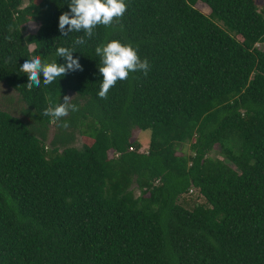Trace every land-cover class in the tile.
<instances>
[{
  "label": "trees",
  "instance_id": "trees-1",
  "mask_svg": "<svg viewBox=\"0 0 264 264\" xmlns=\"http://www.w3.org/2000/svg\"><path fill=\"white\" fill-rule=\"evenodd\" d=\"M258 1L125 0L75 46L82 71L29 90L24 61L65 63L57 48L84 33L59 30L70 0H0V84L25 103L22 116L0 108V264H264ZM113 39L151 67L102 99L95 48ZM69 92L78 111L43 115ZM77 129L91 142L71 145ZM135 129L151 131L146 152Z\"/></svg>",
  "mask_w": 264,
  "mask_h": 264
},
{
  "label": "clouds",
  "instance_id": "clouds-1",
  "mask_svg": "<svg viewBox=\"0 0 264 264\" xmlns=\"http://www.w3.org/2000/svg\"><path fill=\"white\" fill-rule=\"evenodd\" d=\"M69 8L70 11L63 12L59 17L60 32L63 36L73 32H83L84 35L75 38L73 47L57 48V56L63 58L65 63H45L38 56L26 59L20 66V71L27 74L26 86L29 90L40 87L41 75L43 84L49 85L69 72L82 71L79 57L73 55L76 52L75 46L84 45L85 36L90 39L98 25L110 27L114 20L122 18L127 11V4L125 0H70ZM31 51L29 49V52ZM95 53L101 60L99 73L102 74L103 80L98 95L102 99L107 98L110 89L118 81L128 79L130 73L139 71L147 75L151 67L147 58L141 59L138 48L118 39L98 45ZM71 99L72 96L65 95L62 103L54 107L50 105L43 115L59 121L67 117L70 111H78V106L72 103ZM62 126L67 128L69 123L65 121Z\"/></svg>",
  "mask_w": 264,
  "mask_h": 264
},
{
  "label": "rangeland",
  "instance_id": "rangeland-1",
  "mask_svg": "<svg viewBox=\"0 0 264 264\" xmlns=\"http://www.w3.org/2000/svg\"><path fill=\"white\" fill-rule=\"evenodd\" d=\"M258 4L260 6H262L264 4V1H262V0L258 1ZM197 7L200 10H202L203 12H205L206 14L210 13L209 8L202 2L198 3ZM38 29H39L38 23L29 22L25 26L24 32H25V34L35 33V32H37ZM258 45L257 46L259 48L264 49V43L258 44ZM30 48H31V50H33L34 45H30ZM69 96H72V98H74L75 93L69 92ZM24 106H25V103L22 101L20 94L15 89L9 87V85H7L6 83L0 84V108L1 109L8 110V111H10V112H12L18 116H22V109L24 108ZM55 129H56L55 127H50L49 140L47 141V143L53 138V136L55 134ZM150 139H151V131L150 130L135 129L133 131L132 140L133 141L137 140L140 143V151L141 152H146L148 150V148L150 146ZM90 142H91V140L87 137L80 135V133L78 132V129H77L75 131L74 142L71 143V145L81 147L84 143H90ZM185 150L187 152H189V146H185ZM215 150L216 151H214L212 154L214 156H218L216 152L219 150V147L217 146ZM111 155H113L112 152H111ZM136 193L138 194L139 191H137ZM187 198L191 201L192 200L193 201H201V202L205 201L204 197H202L197 190L190 192L188 194Z\"/></svg>",
  "mask_w": 264,
  "mask_h": 264
}]
</instances>
